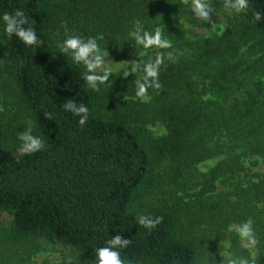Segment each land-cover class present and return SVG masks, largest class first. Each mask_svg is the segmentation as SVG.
<instances>
[{
  "label": "trees",
  "instance_id": "trees-1",
  "mask_svg": "<svg viewBox=\"0 0 264 264\" xmlns=\"http://www.w3.org/2000/svg\"><path fill=\"white\" fill-rule=\"evenodd\" d=\"M59 1L0 0V142L11 152L21 145L18 133L31 127L46 145L0 163V240L68 245L74 255L54 264H93L95 250L119 234L131 239L120 250L126 264H198L202 250L188 216L177 217L183 213L175 209L179 197L169 194L161 200L164 207L149 214L130 205L157 160L174 180L186 168L219 158L205 177V264H226L223 251L264 264V68L246 47L255 37L264 44V0H248L246 12H231L225 29L198 21L181 0ZM211 4L214 22L224 0ZM17 9L28 18L24 27L35 29L38 46L5 34L2 17ZM137 21L149 32L161 28L172 48L137 45L131 36ZM70 35L96 38L109 53L105 60L143 64L157 52H172L174 59L165 55L162 88H149L151 99L143 107L136 106L139 74L130 69L128 77L118 74L119 85L110 90L117 94L118 115L105 118L95 111L103 86L90 89L85 67L60 53ZM68 99L89 109L84 126L65 110ZM122 106L139 109L135 117L144 123L163 126L156 160L125 126ZM139 215L163 221L150 231L139 225ZM249 218L257 240L254 255L228 232ZM224 232L230 239L226 247Z\"/></svg>",
  "mask_w": 264,
  "mask_h": 264
},
{
  "label": "rangeland",
  "instance_id": "rangeland-1",
  "mask_svg": "<svg viewBox=\"0 0 264 264\" xmlns=\"http://www.w3.org/2000/svg\"><path fill=\"white\" fill-rule=\"evenodd\" d=\"M42 1L44 4L49 3V5H55L60 2L59 0ZM229 15H231V12L222 7L216 13L214 22H217L221 28L225 29L227 16ZM197 30L201 31L202 29L197 27ZM254 41L259 43H255ZM254 41L248 43L246 47L250 46L253 59L261 58L258 60L259 62H257L261 63L264 68V44L262 37H255ZM3 55L4 52L0 47V60ZM129 64L130 61L105 60V66L110 67L112 70V75L110 76L112 85H119V83L116 85V77L118 74L124 73ZM123 84L126 85L124 81ZM102 86L104 88V96L97 102L95 111L98 115L104 116L105 118H113L118 115L116 112L117 109L115 108L117 94L112 95L110 93L112 86ZM141 104L143 103L140 101V103L136 105L137 108L143 107ZM138 111L139 109H137V111H132L130 108L122 106L121 114H123L126 120L124 124L132 130L142 145L148 150L149 154L156 160L161 148V139L166 135V132L159 123H144V118H136L135 112ZM120 120L122 119L120 118ZM6 148L7 147L3 146L0 142V163L18 159L22 156L18 151L19 148L11 152ZM218 160L219 158L209 159L207 160V165H205V161H202L196 164L192 170L190 169L191 171L186 168L180 172V176L174 180L169 179L164 174L166 163H160L161 160H157L159 163L152 165L145 180L138 186L130 205L131 210L134 212L149 214L150 212L164 207L161 200L164 197L166 198L169 194L173 195L175 199L179 197V201L182 203L179 205L176 204L177 208L175 209H180V212L183 213H180L177 217L180 221H185L188 216L194 229L192 235L195 237L198 246L202 250L198 264H205V177L209 175L210 170L215 166ZM217 182L218 181H214L216 184ZM166 204H170V201L166 200ZM187 213H190V215H187ZM183 214L186 217H183ZM1 217L3 219L6 218L4 214H1ZM221 239V244L225 247L227 243L230 242L227 232L221 235ZM249 251L254 255L255 248L252 247ZM221 254L225 256L229 255L226 251H223ZM73 255L72 248L68 245L50 244L40 239L14 241L5 238L0 240V264H54L60 263L66 258L71 259Z\"/></svg>",
  "mask_w": 264,
  "mask_h": 264
},
{
  "label": "clouds",
  "instance_id": "clouds-1",
  "mask_svg": "<svg viewBox=\"0 0 264 264\" xmlns=\"http://www.w3.org/2000/svg\"><path fill=\"white\" fill-rule=\"evenodd\" d=\"M181 2L191 8L192 13L198 20L210 24L213 28L216 27V23L213 22L212 16L210 15L214 13L211 0H181ZM248 6V0H224V8L235 14L246 12ZM255 19L257 21L261 19L259 12L255 13ZM2 20L5 25L4 32L8 37L15 35L26 46H38L41 43L33 27H24L28 23V18L22 10L17 9L13 14L6 12ZM135 29L131 33V36L136 44L142 46L143 49L172 48V42L163 37L161 28L157 27L154 32H149L137 21ZM59 47L60 53L71 56L75 64H82L85 67L86 73L84 79L90 89L99 91L102 85L112 86L110 82L112 70L110 67L105 66V57L109 56V53L107 50H102L99 47L96 38L89 37L84 39L78 35H70L63 40ZM165 55L169 60L174 59L172 52H168L167 54L157 52L154 60L150 59L143 64L131 61V66L123 73V77H128L130 69L131 74H139L135 81L137 89L135 94L142 103L150 102L151 97L148 94L149 88L157 90L162 88L159 82V72L161 66L164 64ZM64 108L80 117L78 121L80 126H84L87 123L89 109L84 104H77L73 99H68L64 103ZM18 139L21 141L18 149L21 155H31L43 151L46 148L43 140L33 134L31 127L26 128L23 132H19ZM162 221L163 217L152 218L147 215L138 216L139 225L150 231L161 224ZM253 223V220L249 218L241 224H232L228 228V232L237 234L240 245L244 249H250L257 243ZM130 243L131 239L123 238L117 234L107 241L106 246L99 247L95 250L96 258L93 264H126L120 250L127 248ZM226 264H255V260L252 259L250 261L247 258L229 254L226 255Z\"/></svg>",
  "mask_w": 264,
  "mask_h": 264
}]
</instances>
